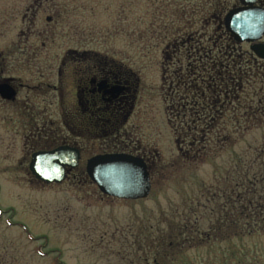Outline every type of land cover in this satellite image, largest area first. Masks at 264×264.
Returning <instances> with one entry per match:
<instances>
[{
	"label": "rangeland",
	"instance_id": "1",
	"mask_svg": "<svg viewBox=\"0 0 264 264\" xmlns=\"http://www.w3.org/2000/svg\"><path fill=\"white\" fill-rule=\"evenodd\" d=\"M35 1L0 0V49L44 43L37 59L105 57L129 65L138 83L125 131L135 155L148 159L151 190L135 201L107 197L81 170L59 184H45L29 172L21 146L0 142V264H135L132 236L141 226L159 217L180 220L178 213L204 187L234 176V165L247 163L252 150L264 146L262 124L231 133L209 158L187 163L170 125L171 95L167 100L175 72L194 67L188 48L196 42L208 47L207 39L220 36L215 17L235 1ZM32 5L37 8L27 10ZM2 126L7 125L0 123V137ZM109 146L96 143L84 154L117 149Z\"/></svg>",
	"mask_w": 264,
	"mask_h": 264
},
{
	"label": "trees",
	"instance_id": "2",
	"mask_svg": "<svg viewBox=\"0 0 264 264\" xmlns=\"http://www.w3.org/2000/svg\"><path fill=\"white\" fill-rule=\"evenodd\" d=\"M207 43L208 47L196 42L188 48L187 53H193L188 61L194 67L175 72L167 100L171 95L170 125L181 158L193 164L214 154L216 143H225L231 133L264 124V61L250 50H240L241 45L225 32ZM261 147L252 150L253 159L234 165V176L225 174L204 187L203 194L178 213L180 220L170 216V220L159 217L143 223L132 236L133 262L264 264Z\"/></svg>",
	"mask_w": 264,
	"mask_h": 264
},
{
	"label": "flooded vegetation",
	"instance_id": "3",
	"mask_svg": "<svg viewBox=\"0 0 264 264\" xmlns=\"http://www.w3.org/2000/svg\"><path fill=\"white\" fill-rule=\"evenodd\" d=\"M234 1L222 16L223 12L215 17L218 29L229 36L223 19L229 10L240 6L238 0ZM255 6L264 7V3L258 0ZM36 8L32 5L27 10ZM28 14L24 12V16ZM40 47L25 44L18 50L11 45L0 49V123L7 125L1 127L4 136L0 142L21 146L22 158L28 164L37 152L59 147L76 149L78 165L66 167L65 178L80 170L86 175L85 169L79 167L84 155L85 163L90 157L105 153L134 156L132 136L125 130L134 112L138 81L129 65L107 61L105 57L40 60L37 59ZM96 143L98 146L110 143L109 147L117 149L84 154ZM139 157L148 164L144 155Z\"/></svg>",
	"mask_w": 264,
	"mask_h": 264
},
{
	"label": "water",
	"instance_id": "4",
	"mask_svg": "<svg viewBox=\"0 0 264 264\" xmlns=\"http://www.w3.org/2000/svg\"><path fill=\"white\" fill-rule=\"evenodd\" d=\"M240 6L229 10L223 19L224 27L237 43H248L249 49L264 60V7L258 0H238ZM264 3V0H261ZM76 149L59 147L34 153L28 164L31 175L45 184H59L65 178V168L78 165ZM85 172L98 191L122 200L145 199L150 194L151 182L147 165L140 157L126 153H105L90 157Z\"/></svg>",
	"mask_w": 264,
	"mask_h": 264
}]
</instances>
